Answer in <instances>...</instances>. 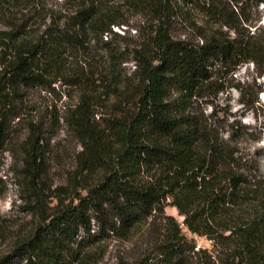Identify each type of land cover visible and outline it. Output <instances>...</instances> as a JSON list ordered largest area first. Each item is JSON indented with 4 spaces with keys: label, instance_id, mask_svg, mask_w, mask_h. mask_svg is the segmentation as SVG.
Segmentation results:
<instances>
[{
    "label": "trees",
    "instance_id": "obj_1",
    "mask_svg": "<svg viewBox=\"0 0 264 264\" xmlns=\"http://www.w3.org/2000/svg\"><path fill=\"white\" fill-rule=\"evenodd\" d=\"M58 4L37 34L39 16L30 11L36 0H0L7 29L0 31V142L21 91L62 80L80 87L63 121L81 148L66 186L45 188L46 142L30 124L17 184L37 220L15 237L0 264H84L86 247L109 234L130 237L143 226L151 237L129 264H264L261 158L241 147L237 130L224 135L198 106L222 92L242 65L251 64L256 79L264 75L258 16L264 0ZM193 6L206 26L190 24L194 38H175L173 21ZM125 12L146 24L131 46ZM120 27L122 34L114 30ZM128 60L130 75L122 68ZM253 83L252 105L264 92ZM168 198L181 222L165 213ZM182 225L210 240L213 251L196 248Z\"/></svg>",
    "mask_w": 264,
    "mask_h": 264
},
{
    "label": "rangeland",
    "instance_id": "obj_2",
    "mask_svg": "<svg viewBox=\"0 0 264 264\" xmlns=\"http://www.w3.org/2000/svg\"><path fill=\"white\" fill-rule=\"evenodd\" d=\"M36 1L37 8L32 7L30 11L31 14L39 16L32 29L38 34L48 22L45 23L43 16L50 11H57L60 0ZM34 9L37 10L34 12ZM183 10L184 15L179 17L182 23L179 20L173 21L170 27L171 35L178 39L194 38V26L205 27V17L196 6L184 7ZM40 12L41 14H38ZM259 12V24L264 26V4L259 6ZM25 14L30 15L26 11ZM140 16L125 12V19L130 26L126 33L129 46L138 43V34H144L146 29V24L142 23ZM190 24L195 25L190 26ZM4 30L7 29L0 23V31ZM114 30L122 34L125 27ZM119 47L120 44H118ZM122 68L127 75H130L134 69L129 60L123 63ZM226 79L224 90L216 96L210 95L201 99L198 104L199 109L206 116H210V120L224 135L238 131L241 147L250 153L257 152L260 156L264 176V111L262 108L264 92L259 93L257 102L251 104L257 91L253 82L261 84L264 89V75L256 79L252 65L245 64ZM79 97L80 87L72 83L68 85L62 80L54 81L45 87L36 86L24 88L21 91L17 101L16 116L12 117L9 123L7 138L0 142V255L9 251L15 237L28 232L37 220L36 216L26 209L17 184L24 159L22 142L29 134L30 124L38 127L46 142L47 172L43 178L45 188L53 190L59 186H66L68 175L75 169L76 155L81 148L63 120L77 104ZM68 200L69 198L66 201ZM170 201L169 198L166 200L165 213L181 222L182 216L178 214ZM55 203V198L48 200L49 206ZM92 227L93 230L97 229L96 225ZM150 231L151 229L143 226L137 233L127 238L109 234L106 238L85 248L84 251L88 253V256L84 264H129L140 255L143 249H146L148 237H151ZM182 231L187 239L196 245V248L213 251L211 241L205 236L191 233L183 225ZM191 264H195V259L191 260Z\"/></svg>",
    "mask_w": 264,
    "mask_h": 264
}]
</instances>
